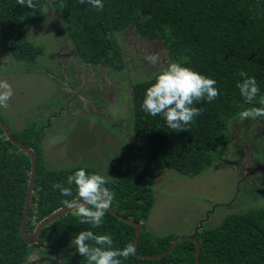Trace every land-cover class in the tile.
<instances>
[{"label":"trees","instance_id":"16d2710c","mask_svg":"<svg viewBox=\"0 0 264 264\" xmlns=\"http://www.w3.org/2000/svg\"><path fill=\"white\" fill-rule=\"evenodd\" d=\"M33 2L35 9L21 7L17 0H0V46L18 61L30 65L42 55L43 47L32 43L28 37L31 25L47 18V7H50L61 16L66 36L84 63H98L122 71L125 63L117 34L133 29L143 39L161 44L166 66L180 62L217 81L218 98L194 104L202 109V114L188 126L189 130L179 132L167 126L163 115L152 116L142 108L147 88L164 67L130 86L132 131L146 144L149 165L117 178L110 177L111 182L106 186L115 193L111 208L142 225L135 251L160 254L175 235L153 236L145 228L154 201L151 186L155 170L166 167L194 177L215 160L225 162L233 156L237 164L241 160V141L232 140L231 126L244 131L247 138L243 141L247 140V146L253 135L260 136L259 132L250 131L254 120H241L239 113L245 108L262 106L260 101L264 100V0H103L102 11L87 2L81 4L80 0ZM241 69L255 77L260 88L251 104L244 101L237 88V83L243 79L239 76ZM255 120L264 130V117ZM41 128L42 125L33 123L18 130L10 128L14 138L30 146L36 157L37 170L27 221L29 233L43 219L65 207L63 200L77 198L75 185L71 186L72 196L64 197L53 190V183L63 182L68 186L67 177L79 168L96 173L93 168L81 165L47 168L41 147L44 134V130L39 132ZM257 147L255 145V149ZM230 151L233 153L229 154ZM30 169L29 157L6 139L0 127V264H24L35 247V244H26L20 232ZM252 187L259 189L256 185ZM81 230L111 235L116 249L132 245L136 235L133 225L109 211L98 228L81 224L71 211L46 225L38 239L48 246L63 248V264H87V259L71 244ZM195 237L200 243V264H264V207L229 212L217 225L202 224ZM195 250L194 242L181 241L160 259L135 255L120 259L122 264H195Z\"/></svg>","mask_w":264,"mask_h":264},{"label":"rangeland","instance_id":"374dc122","mask_svg":"<svg viewBox=\"0 0 264 264\" xmlns=\"http://www.w3.org/2000/svg\"><path fill=\"white\" fill-rule=\"evenodd\" d=\"M47 8V18L30 27L29 40L43 47V53L36 58L35 64L30 63V66L12 58L4 46H0V80L8 81L14 91L9 107H0V119L12 130H18L32 123L40 126L57 111L48 125H44V134L40 135L43 160L49 169L81 165L109 178H117L141 166H148V148L132 131L130 86L166 66L161 44L143 39L133 29L118 33L125 59H128V81H125L123 70L111 73L113 78L106 70L107 84L111 80L125 79L119 82L117 89L115 86L105 88V112L69 111L60 115L63 109H59L61 94L56 77L61 76V71L58 58L62 50L68 48L65 63H80L66 36L61 16L56 10ZM153 52L160 57L156 65L146 59ZM78 69L86 70L82 65ZM231 127L232 140L242 143L247 138L244 131ZM250 131L259 132L257 140L264 145V130L256 120ZM243 153L251 160L248 148ZM228 158L230 160L225 162L215 160L194 177L183 176L166 167L156 169L151 186L154 201L145 220L146 230L159 237L169 234L185 236L191 234L200 222L203 226H214L229 212L264 207V195L256 196L253 191L246 190L241 194L238 192L236 160L233 156ZM253 196L256 198L251 199Z\"/></svg>","mask_w":264,"mask_h":264},{"label":"clouds","instance_id":"9594fccd","mask_svg":"<svg viewBox=\"0 0 264 264\" xmlns=\"http://www.w3.org/2000/svg\"><path fill=\"white\" fill-rule=\"evenodd\" d=\"M87 2L94 9L103 10V0H80ZM21 6L35 9L33 0H17ZM63 7V6H62ZM146 59L153 65L160 61L157 53L147 55ZM242 81L237 83L244 101L253 103L260 88L255 77L249 76L243 69L239 71ZM217 81L180 62H170L154 78V82L146 90L142 108L152 116L163 115L167 126L173 131L189 130L195 118L202 114V109L194 104L218 98L220 92L216 87ZM14 95L12 85L6 80H0V107L8 108L9 101ZM262 106L245 108L239 113L241 120L264 117V100ZM109 176L100 173H88L84 168L77 169L67 177L65 183H53V190H58L62 196H72V185H75L78 199L63 200L68 207H75V215L81 224L100 227L104 217L113 202L115 193L106 186L110 183ZM75 250L87 259V264H122L120 258L128 259L134 255L135 248L128 244L123 249L113 247V238L109 234H96L91 230H81L72 239Z\"/></svg>","mask_w":264,"mask_h":264},{"label":"flooded vegetation","instance_id":"af4514ba","mask_svg":"<svg viewBox=\"0 0 264 264\" xmlns=\"http://www.w3.org/2000/svg\"><path fill=\"white\" fill-rule=\"evenodd\" d=\"M72 43V42H71ZM121 44V43H120ZM64 46V45H63ZM121 49L123 52L124 57V75L125 78L128 76V59H125L124 48L121 44ZM68 53V48L62 50V53L59 60V66L61 71V76H57V82L59 83L60 92L59 94V109H63L60 112V115H64L66 112H83V111H99L105 112L104 100L106 99L104 96L105 88L109 86L112 89L113 86L116 87L119 85L120 81H124L125 78L121 79L120 81H110V83H106L107 77L106 70L113 73L115 70H112L108 67H104L101 64H93V63H84L80 57L79 63L80 64H72V63H65L64 56ZM76 53V51H75ZM84 66L86 70H80V66ZM99 69H102L99 72ZM108 74V75H109ZM107 75V76H108ZM113 78V76H111ZM128 81V78L125 79ZM61 96V97H60ZM65 106V107H64ZM64 107V108H63ZM66 108V109H65ZM58 109V110H59ZM103 112V114H104ZM57 114V111L53 114L49 115L48 118L42 124V129L39 132L45 130L44 125H48L49 120L54 118ZM44 118V119H45ZM259 139V138H258ZM250 145L247 146V140L242 141L240 144V157L241 160L238 161L236 164L237 166V175H238V184L239 189L238 192L241 194L245 192V190L253 191V192H260L258 195H264V145H261V142L257 140V135H253V138H250ZM254 141L257 143L255 144ZM255 145H257V149H255ZM248 148V153L251 156V160L247 158V156L243 153L244 150ZM256 150V151H255ZM255 152V153H253ZM236 156V155H235ZM252 184V185H251ZM257 186V188H253L252 186ZM251 188V189H250ZM257 196V195H256ZM259 197V196H258ZM256 197H251V199H255ZM228 205V204H227ZM226 205V206H227ZM232 204L228 206L231 207ZM40 241V240H39ZM41 244H35L33 252L29 255V260L24 264H63V257L61 256L62 249H57L56 251L53 249L55 247L48 246L40 241ZM44 245L45 247H42ZM46 250H52L53 252H46ZM51 259V260H50Z\"/></svg>","mask_w":264,"mask_h":264},{"label":"water","instance_id":"95a60500","mask_svg":"<svg viewBox=\"0 0 264 264\" xmlns=\"http://www.w3.org/2000/svg\"><path fill=\"white\" fill-rule=\"evenodd\" d=\"M0 127L3 129L4 135L6 136V139L11 141L20 151L24 152L30 159V163H31V169H30V176H29V180H28V184H27V188H26V194H25V199H24V208H23V215H22V220H21V224H20V232L21 235L23 237V239L25 240L26 244L28 245H34V244H41L39 239H38V234L39 232L49 223H51L52 221H54L55 219H57L58 217L74 211L75 207H62L60 209H58L57 211H55L54 213H52L50 216H48L47 218L43 219L41 222H39L37 224V226L35 227V229L33 230L32 233H29L27 230V221L29 218V210H30V204H31V195L33 192V185H34V181H35V177H36V170H37V164H36V157L33 153V151L31 150L30 146H26L23 143H21L20 141H18L17 139L14 138L10 128L8 127V125L0 119ZM78 199V196L77 198ZM108 211L114 215L115 217H117L119 220L126 222L128 224L133 225L136 228V235L135 238L133 240L132 245L134 246V248H136V245L140 239V235H141V230H142V225L140 222H136L131 218H126L122 215H119L118 213H116L111 206L109 207ZM202 227V222L199 223V225L195 228V230L189 234V235H185V236H176L172 241L171 244L169 245L168 248H166L163 252H161L160 254L157 255H147V254H140L137 253L135 251L134 255L138 258H143V259H160L161 257L166 256L167 254H169L173 248L175 247L177 242H181V241H192L195 243L196 245V250H195V264H200V260H199V254H200V243L199 241L196 239L195 235L196 232L199 228ZM42 247H45L44 245H42ZM56 251V248H53ZM51 260V259H50Z\"/></svg>","mask_w":264,"mask_h":264}]
</instances>
